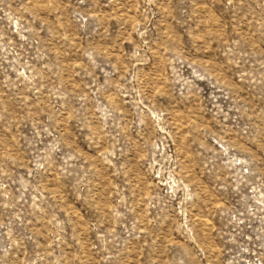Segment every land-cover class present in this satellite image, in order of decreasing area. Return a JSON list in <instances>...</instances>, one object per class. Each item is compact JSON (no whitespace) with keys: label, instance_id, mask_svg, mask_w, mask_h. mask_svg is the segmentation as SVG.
Returning <instances> with one entry per match:
<instances>
[{"label":"rangeland","instance_id":"rangeland-1","mask_svg":"<svg viewBox=\"0 0 264 264\" xmlns=\"http://www.w3.org/2000/svg\"><path fill=\"white\" fill-rule=\"evenodd\" d=\"M0 264H264V0H0Z\"/></svg>","mask_w":264,"mask_h":264}]
</instances>
